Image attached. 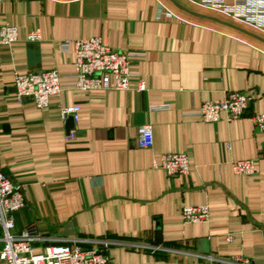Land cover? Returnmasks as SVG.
<instances>
[{
	"label": "crops",
	"instance_id": "1",
	"mask_svg": "<svg viewBox=\"0 0 264 264\" xmlns=\"http://www.w3.org/2000/svg\"><path fill=\"white\" fill-rule=\"evenodd\" d=\"M176 1L264 40L257 0ZM2 25L16 27L17 41L0 45V171L23 192L14 232L37 238L34 253L50 245L98 250L109 240L117 243L106 251L109 264H202L196 255L263 264L264 138L251 121L264 114L263 41L169 0H0ZM34 29L40 41L31 43ZM94 37L139 54L130 72L143 91L133 78L124 91L65 88L42 110L17 102L19 74L55 70L62 84L72 83L73 42ZM229 92L251 98L241 118L205 123L194 115ZM76 105L68 139L60 111ZM144 124L152 128L150 149L135 144ZM184 152L187 176L153 167L162 154ZM236 160H253L258 174H234ZM185 206H207L208 221L184 222Z\"/></svg>",
	"mask_w": 264,
	"mask_h": 264
},
{
	"label": "built area",
	"instance_id": "2",
	"mask_svg": "<svg viewBox=\"0 0 264 264\" xmlns=\"http://www.w3.org/2000/svg\"><path fill=\"white\" fill-rule=\"evenodd\" d=\"M256 4H264L257 0ZM214 8L225 6L213 4ZM252 17V15H249ZM248 15L244 17H249ZM259 16V15H254ZM253 16V17H254ZM240 17V15H237ZM255 18V17H254ZM26 40L31 43L40 41L37 29L30 31ZM17 41V29L14 26H0V45L10 46ZM69 42H63L61 47L68 50ZM75 54L73 82L62 84L55 70L28 72L15 78V97L19 104L31 103L37 109H46L49 98L59 95L65 88L89 92L94 90H128L133 78L137 79V91H143V80L130 72L133 60L139 54L130 50H115L109 47L99 37L78 39L73 42ZM251 101L250 96L242 92H229L221 101H207L200 104L194 115L205 123L218 122L222 116L226 121L241 118ZM79 107L62 108L60 116L65 119L72 116L78 120ZM254 128L264 138V114H254L251 117ZM68 139L74 138V132H69ZM137 148L150 149L153 146V133L150 124H144L137 129L135 141ZM264 154V139L261 148ZM153 167L163 170L167 176H187L190 171L188 153L162 154ZM234 174L241 176H256L258 169L253 160H236L231 162ZM25 200L21 188L8 176L0 171V263L4 264H109L106 251L117 243L102 240L98 244L101 249L83 251L76 246L50 245L40 253H34L32 243L36 237L28 232H14V213L24 208ZM181 217L186 223H202L209 219L207 206H185L181 209ZM230 237H228L229 239ZM137 248L151 252L162 250L160 246L138 245ZM202 264H255L242 255H232L225 258L209 255H196ZM264 258V247H263ZM264 264V260H263Z\"/></svg>",
	"mask_w": 264,
	"mask_h": 264
},
{
	"label": "water",
	"instance_id": "3",
	"mask_svg": "<svg viewBox=\"0 0 264 264\" xmlns=\"http://www.w3.org/2000/svg\"><path fill=\"white\" fill-rule=\"evenodd\" d=\"M169 1H170L175 7H177V8L180 9V10H182L183 12H185V13L188 14V15H191V16L196 17V18H198V19H204V20H208V21H212V22L218 23V24H220V25H223V26L229 27V28H231V29H234V30H236V31H239V32H241V33H243V34H246V35H248V36H250V37L256 38V39L261 40V41L264 42V40H262L261 38L256 37L255 35H253V34L247 32V31H245L244 29H242V28H240V27H238V26H236V25H234V24H232V23H229V22H226V21H222V20H220V19H218V18H215V17H211V16H207V15H202V14H199V13L194 12V11H192V10H189V9L183 7L182 5H180L176 0H169ZM14 89H15V88H14ZM72 124H73V119H72V116L69 115V116L67 117V121H66V125H67L66 127H67V129H69V130L67 131V135H69V131H70V128H72ZM72 223H73V222H72ZM69 226H70V224H69ZM33 230H34V229H33ZM30 231H32V230H30ZM67 233L71 234V232H67Z\"/></svg>",
	"mask_w": 264,
	"mask_h": 264
},
{
	"label": "rangeland",
	"instance_id": "4",
	"mask_svg": "<svg viewBox=\"0 0 264 264\" xmlns=\"http://www.w3.org/2000/svg\"><path fill=\"white\" fill-rule=\"evenodd\" d=\"M211 14V13H210Z\"/></svg>",
	"mask_w": 264,
	"mask_h": 264
}]
</instances>
